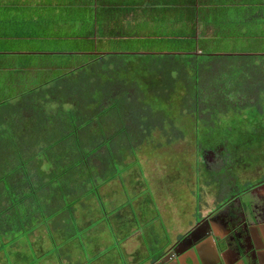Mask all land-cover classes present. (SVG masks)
<instances>
[{"label": "trees", "instance_id": "trees-1", "mask_svg": "<svg viewBox=\"0 0 264 264\" xmlns=\"http://www.w3.org/2000/svg\"><path fill=\"white\" fill-rule=\"evenodd\" d=\"M166 42V49L141 57L85 53L88 62L0 103V240L71 217L85 199L100 201L124 150L143 145L156 130L177 128L171 113L155 106L178 89L181 111L210 126L264 94V54L199 59L165 51L183 40Z\"/></svg>", "mask_w": 264, "mask_h": 264}, {"label": "rangeland", "instance_id": "rangeland-1", "mask_svg": "<svg viewBox=\"0 0 264 264\" xmlns=\"http://www.w3.org/2000/svg\"><path fill=\"white\" fill-rule=\"evenodd\" d=\"M257 26L247 24L246 34L235 29L233 37L202 40V51L196 48L189 53L199 59L207 57L204 53L264 54V30L258 31ZM78 50L92 51L75 45L74 51ZM165 51L178 53L173 47ZM51 57L52 64L72 61L74 67L89 61L86 54ZM29 88L18 89L12 99ZM182 96L178 89L170 102L155 101L157 110L171 113L177 128L156 130L143 145L124 150L116 175L103 183L100 201L85 199L71 217L59 215L14 240L10 234L2 238L0 264H140L147 260L155 243L162 245L172 228L187 224L218 191L223 169L210 168L202 157L211 144L209 133L216 130L231 133L228 151L234 161L228 167L240 182H246L248 163L253 159L254 165L259 164L264 154V94L243 111L222 115L215 126L183 113ZM246 135L261 144L257 157L246 154Z\"/></svg>", "mask_w": 264, "mask_h": 264}, {"label": "crops", "instance_id": "crops-1", "mask_svg": "<svg viewBox=\"0 0 264 264\" xmlns=\"http://www.w3.org/2000/svg\"><path fill=\"white\" fill-rule=\"evenodd\" d=\"M247 24L264 30V0H0V103L74 69L51 56L147 54L171 40H183L177 52L202 51V40Z\"/></svg>", "mask_w": 264, "mask_h": 264}, {"label": "flooded vegetation", "instance_id": "flooded-vegetation-1", "mask_svg": "<svg viewBox=\"0 0 264 264\" xmlns=\"http://www.w3.org/2000/svg\"><path fill=\"white\" fill-rule=\"evenodd\" d=\"M227 131L209 133L211 144L202 153L207 166L223 169L218 191L187 224L172 228L162 245L155 243L140 264H264V154L259 164L248 163L247 181L240 182L228 167L234 158ZM244 138L246 154L257 157L261 144L255 137Z\"/></svg>", "mask_w": 264, "mask_h": 264}]
</instances>
